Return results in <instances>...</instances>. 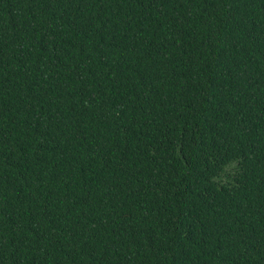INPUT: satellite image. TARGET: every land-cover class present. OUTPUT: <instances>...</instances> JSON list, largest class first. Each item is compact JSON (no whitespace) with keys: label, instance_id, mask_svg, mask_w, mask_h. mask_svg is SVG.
<instances>
[{"label":"trees","instance_id":"trees-1","mask_svg":"<svg viewBox=\"0 0 264 264\" xmlns=\"http://www.w3.org/2000/svg\"><path fill=\"white\" fill-rule=\"evenodd\" d=\"M0 264H264V0H0Z\"/></svg>","mask_w":264,"mask_h":264}]
</instances>
